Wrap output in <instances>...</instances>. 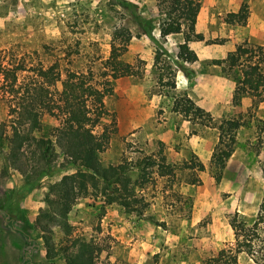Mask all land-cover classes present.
Returning <instances> with one entry per match:
<instances>
[{
	"label": "rangeland",
	"instance_id": "1",
	"mask_svg": "<svg viewBox=\"0 0 264 264\" xmlns=\"http://www.w3.org/2000/svg\"><path fill=\"white\" fill-rule=\"evenodd\" d=\"M244 2L249 15L242 26L238 15ZM158 19L156 0H0V64L12 61L28 69L59 61L63 71L92 66L100 73L111 54L115 30L130 31L133 39L123 58L138 66L142 75L114 82V94L106 100L112 114L107 124L115 119L118 130L101 160L109 165L125 158L137 161L153 156L156 164L149 168L143 191L150 205L141 217L170 230L172 246L150 254V259L154 264L161 258L165 264H206L220 250L235 247L231 224H251L264 194V128L259 122L264 121V101L254 96L253 84L244 82L248 92H240L238 103L237 82L248 68L229 71L216 63L245 41L264 46V0H201L196 32L204 39L190 42L191 48L201 53L195 63L177 59L183 34L174 36L171 45L158 41ZM170 67L176 73L175 90L159 82L161 76L164 83L170 80ZM202 74L209 79L198 81ZM174 94H190L205 112H210L206 107L215 111L210 113V122L207 118L189 121L184 135L187 139L195 135L199 142L202 137L210 140V156L205 162L186 148L188 159L158 164L160 146L164 151V145L158 144V115L165 113L163 107L172 110ZM7 111L0 102V123ZM235 118L244 126L238 130L232 157L218 176L211 167L219 142L218 126ZM43 122L45 129L58 124L55 114L45 115ZM120 125L128 128V133L121 135ZM194 162L203 163L205 169L191 168ZM76 170L61 158L49 176L29 181L18 171L4 173L0 167V264H48L35 221L46 205L49 186ZM107 208L99 198L87 196L79 199L69 214L78 233L95 239L105 249L102 263H108L114 245L103 225ZM118 211L125 212L122 207ZM165 215L171 220L160 221ZM237 264L257 263L242 253Z\"/></svg>",
	"mask_w": 264,
	"mask_h": 264
},
{
	"label": "trees",
	"instance_id": "2",
	"mask_svg": "<svg viewBox=\"0 0 264 264\" xmlns=\"http://www.w3.org/2000/svg\"><path fill=\"white\" fill-rule=\"evenodd\" d=\"M156 1L161 36L183 34L184 42L179 44L177 59L197 62L198 55L190 42L204 39L196 32L201 0ZM248 15V4L244 2L238 15L240 25H246ZM132 39L130 31L115 30L111 54L104 60L100 73L92 66L63 71L59 61L28 69L19 68L18 63L12 61L5 66L0 64V102L8 108L6 118L0 123V167L4 173L13 169L29 181L37 180L42 175L49 176L61 158L77 168L49 186L46 205L35 221L48 264H112L109 260L102 263L100 257L105 249L95 239L78 233L69 221V214L79 199L94 196L103 202L104 208L117 204L125 212H136L139 216H143L150 205L143 191L149 168L156 164L153 156L137 161L125 158L109 165L101 160V154L109 148L118 130L115 119L107 124L112 114L106 100L114 94V82L121 77L142 75L138 66L123 58ZM216 63L229 71L246 66L248 71L237 82L235 98L241 91L242 94L248 92L246 82L254 85L252 91L258 101H264V46L245 41ZM169 75V81L164 83L161 76L159 82L175 90L176 73L172 67ZM173 99L172 110L185 120H213L210 112H205L190 96L174 94ZM47 114H55L58 120L51 129L44 127L43 118ZM259 122L264 128V121ZM243 126L236 118L219 124V142L211 166L216 175L220 176L226 168L235 151L238 130ZM165 161L160 146L158 164ZM191 168L204 170L205 166L194 162ZM231 226L235 247L220 250L206 264H237L242 253L257 264H264V194L251 224L234 221Z\"/></svg>",
	"mask_w": 264,
	"mask_h": 264
},
{
	"label": "crops",
	"instance_id": "3",
	"mask_svg": "<svg viewBox=\"0 0 264 264\" xmlns=\"http://www.w3.org/2000/svg\"><path fill=\"white\" fill-rule=\"evenodd\" d=\"M177 35L179 34H172L163 38L158 27V41L160 42L166 41V43L171 45L173 37ZM183 42L184 40L181 39L179 43L181 44ZM197 54L198 58L201 59V53L197 51ZM177 76L180 77L181 74L178 73ZM198 79V81H205L209 77L202 74L198 76ZM188 96L192 97L190 94ZM159 103L158 111L160 110ZM171 105L169 103L170 107ZM206 108L210 113L215 114L213 109ZM161 109L165 113L158 115V144L161 143L162 146L164 145L165 163L170 164L174 160L183 161L184 159H188L189 156L185 152L186 148L191 153L198 154L202 161L205 162L210 156V140H205V137H202V141L199 142V138H196L195 135H192L190 139L185 138L184 135L187 134V128L190 122L181 119L180 114L175 113L173 110L167 111L165 107ZM119 132L121 135L128 133V128H123L120 125ZM120 207L118 205L108 206L103 218V225L105 226L106 232L114 240L109 260L113 264H119L122 261L125 264H154L150 259V254L154 255L161 252V248L165 246H168V248L172 246L171 231L163 229L158 224H152L149 219L147 220L139 215L133 216L125 212L120 213L118 211ZM162 208L164 209V206ZM168 208L167 206V210ZM166 216H162L160 221H166V219L168 221L171 220V217ZM118 251L120 252L119 254ZM155 264L165 263H163V259L161 258ZM166 264H170V262L168 261Z\"/></svg>",
	"mask_w": 264,
	"mask_h": 264
}]
</instances>
